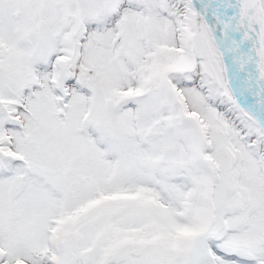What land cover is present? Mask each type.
<instances>
[{
    "label": "snow or ice",
    "instance_id": "snow-or-ice-1",
    "mask_svg": "<svg viewBox=\"0 0 264 264\" xmlns=\"http://www.w3.org/2000/svg\"><path fill=\"white\" fill-rule=\"evenodd\" d=\"M0 264H264V0H0Z\"/></svg>",
    "mask_w": 264,
    "mask_h": 264
}]
</instances>
